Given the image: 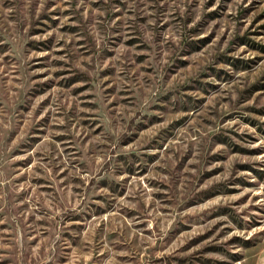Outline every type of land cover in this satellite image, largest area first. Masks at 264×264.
I'll list each match as a JSON object with an SVG mask.
<instances>
[{
  "label": "rangeland",
  "instance_id": "obj_1",
  "mask_svg": "<svg viewBox=\"0 0 264 264\" xmlns=\"http://www.w3.org/2000/svg\"><path fill=\"white\" fill-rule=\"evenodd\" d=\"M0 264H264V0H0Z\"/></svg>",
  "mask_w": 264,
  "mask_h": 264
}]
</instances>
